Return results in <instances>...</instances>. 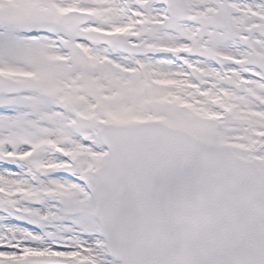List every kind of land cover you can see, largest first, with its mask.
Returning <instances> with one entry per match:
<instances>
[{"label": "snow or ice", "instance_id": "6c2138e0", "mask_svg": "<svg viewBox=\"0 0 264 264\" xmlns=\"http://www.w3.org/2000/svg\"><path fill=\"white\" fill-rule=\"evenodd\" d=\"M0 264H264V0H0Z\"/></svg>", "mask_w": 264, "mask_h": 264}]
</instances>
